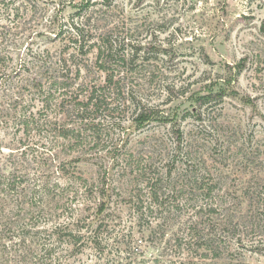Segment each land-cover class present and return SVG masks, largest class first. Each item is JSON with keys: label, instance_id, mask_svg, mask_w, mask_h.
Instances as JSON below:
<instances>
[{"label": "trees", "instance_id": "1", "mask_svg": "<svg viewBox=\"0 0 264 264\" xmlns=\"http://www.w3.org/2000/svg\"><path fill=\"white\" fill-rule=\"evenodd\" d=\"M28 1L0 0V14L19 17L31 9ZM91 1L82 4L78 18L61 26V50L32 53L28 60L24 45L0 47V264H64L85 247L101 252L114 242L134 263L138 241L132 226L109 232L116 223L108 217L115 189L108 158L118 168V190L128 194L125 185L131 187L138 220L164 237L170 231L174 235L173 244L168 239L155 248V264L225 261L236 239L240 205L236 191L223 186V172L212 167L223 163L227 152L208 157L200 137L188 138L179 121L187 114L202 120L203 106L222 101L225 92L198 94L193 101L200 106L182 117L162 109L155 104L156 92L166 93L163 103L168 104L175 85L159 58L140 47L122 52L110 40V26L102 31L99 21L92 23ZM93 28L100 33L91 35ZM15 50L21 53L18 63ZM91 54L93 61L84 64ZM127 121L133 124L127 127ZM168 122L172 130L146 134L136 148L129 147L133 125L141 133ZM42 154L54 167L53 180L42 176ZM94 166L98 183L91 174ZM170 183L177 187L176 203L168 201ZM249 190L245 197L251 196ZM70 197L76 204L83 198V205L73 206ZM74 207L79 214L65 217ZM61 216L49 230L43 226Z\"/></svg>", "mask_w": 264, "mask_h": 264}, {"label": "rangeland", "instance_id": "2", "mask_svg": "<svg viewBox=\"0 0 264 264\" xmlns=\"http://www.w3.org/2000/svg\"><path fill=\"white\" fill-rule=\"evenodd\" d=\"M85 1L29 0L31 9L19 17L0 14V47L10 50L24 45L28 60L32 53L42 52L43 56L46 51L61 50L64 43L60 39L61 26L74 15L78 18ZM105 4L108 3L103 0H92L86 7L92 23L99 21L102 31L110 26V40L122 52L132 47L151 51L174 82L170 94L173 101L163 103L167 94L158 90L155 104L165 110H176L178 117H182L187 110L200 106L193 101L198 94L220 89L225 92L222 101L203 106L202 120L197 114H187L179 121L188 138L200 137L208 148V157L227 152L225 161L215 164L212 170L223 172V186L236 191L240 206L235 212L236 239L225 261L219 264H264V0H109ZM83 16L87 18L86 12ZM100 30L91 29V35H97ZM20 55L13 51L14 63L19 62ZM93 59L91 54L90 60L84 59L83 63L90 64ZM131 124L127 121L125 125ZM171 124H154L141 133L133 125L129 147L136 148V140L146 134L172 130ZM44 158L42 154V176L45 174L44 177L53 180L54 167ZM107 162L111 186L115 187L109 209L113 214L108 217L116 225L111 224L109 232L114 233L113 229L126 232L132 226L138 241L134 263L114 242L104 246L101 252L85 247L63 259L64 264H155L158 255L155 248L159 244L165 246L174 235L170 231L164 237L157 228L156 232L148 228L145 220H138L135 204L128 195L131 187L124 184L128 194L118 190V182L114 181L118 168L112 167L111 158ZM94 168L91 174L97 181ZM86 169L89 175L90 170ZM246 187L252 189L249 190L252 197H245ZM166 194L169 202H178L176 184L170 183ZM75 200L71 198L69 203L76 207L83 205V198L81 203L76 204ZM91 212L88 210L86 214ZM78 214L74 207L65 217ZM63 217L48 218L43 226L49 230L54 221ZM152 221L158 222L153 218ZM211 261L203 263L212 264ZM177 262L175 259L172 264Z\"/></svg>", "mask_w": 264, "mask_h": 264}]
</instances>
